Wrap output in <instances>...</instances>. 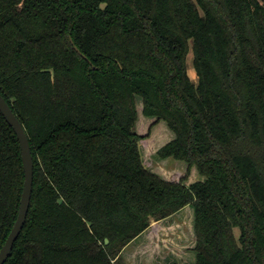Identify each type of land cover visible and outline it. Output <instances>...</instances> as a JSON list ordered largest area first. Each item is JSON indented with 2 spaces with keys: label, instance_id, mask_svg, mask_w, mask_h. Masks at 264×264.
Instances as JSON below:
<instances>
[{
  "label": "trees",
  "instance_id": "16d2710c",
  "mask_svg": "<svg viewBox=\"0 0 264 264\" xmlns=\"http://www.w3.org/2000/svg\"><path fill=\"white\" fill-rule=\"evenodd\" d=\"M0 95L33 161L3 264H129L155 225L182 264H264V0H0ZM23 182L0 113V249Z\"/></svg>",
  "mask_w": 264,
  "mask_h": 264
},
{
  "label": "rangeland",
  "instance_id": "374dc122",
  "mask_svg": "<svg viewBox=\"0 0 264 264\" xmlns=\"http://www.w3.org/2000/svg\"><path fill=\"white\" fill-rule=\"evenodd\" d=\"M186 61H187V71L189 73V76L191 77L193 82H196V77H195L194 70H193V67H192L191 46H190V49H189V53L187 54ZM136 107H137L138 111L141 109L140 98H138V97H136ZM139 117H140V122L144 121L143 122V126L144 127L147 126L146 124H147L148 121L144 120V118H142L141 115H139ZM140 122L137 123V125L139 124L138 128L142 127ZM145 131H146V128L143 129V131H140V133L142 132V134H144ZM151 131H153V134H154L153 138L156 139V140H159L161 143L163 141H165L169 137V134L171 135L170 139L173 138L172 133L170 131L166 130V125H165L164 122H160L157 125H155L153 128H151L150 134H151ZM138 132H139V130H138ZM144 149H143L144 157L145 158L149 157L151 159L153 158V160H154L155 156L153 157V154L157 151V149L152 150L150 148V146H148V147H146ZM170 160H171L170 163L174 164L175 161L172 160V159H170ZM156 161H158L157 158H156ZM177 164H179V166L185 168L184 167L185 165H184L183 162H178ZM156 165L158 166V163H156ZM160 165L163 166V165H165V163L162 161V163L161 162L159 163V166ZM177 170L180 171V168L177 167ZM197 176H198V180H201L199 175L196 174L195 171H194V172L191 173L189 180L194 181V179H196ZM184 212L185 211L180 213V215L187 214V213H184ZM191 226H192V222H191ZM157 229L159 230L158 226L155 225V227H153L150 231L147 232L146 238L148 239L149 243H148V245L140 246V248H136L135 249L136 252H137L136 257L131 255L132 251H133L132 249H130V248H129V250H128V248L126 249V252H125L123 258H125L127 261H130L129 264H172L173 261H175L178 264H182V263H192L195 260L194 253L191 255V257L189 259H185L184 261L181 260L182 257L188 256L186 253H184L185 250H186L184 246L177 245L176 247H170L171 250H173L174 252L171 251V250L165 252V250H167V249L163 245L166 244V241L162 240V236H160L158 234ZM156 233L158 234V236H156ZM233 233H234L235 237L237 238L238 235H239L238 230L234 229ZM172 252L174 253L173 255H175L176 257H178L180 259H175L174 258V260H173L171 258H168L169 263H167V262H160L159 263V261H161V260H165V259L167 260L166 256L170 255Z\"/></svg>",
  "mask_w": 264,
  "mask_h": 264
},
{
  "label": "water",
  "instance_id": "95a60500",
  "mask_svg": "<svg viewBox=\"0 0 264 264\" xmlns=\"http://www.w3.org/2000/svg\"><path fill=\"white\" fill-rule=\"evenodd\" d=\"M74 49L76 50V52H79L77 48L74 47ZM0 113L4 117L7 124L12 128L18 140L24 176L23 189L20 197L17 217L10 233L8 234L3 246L0 249V264H3L9 257L13 248V244L19 236L26 220V215L29 208L30 197L32 192L33 161L26 132L18 118L13 113L12 109L5 102L1 95Z\"/></svg>",
  "mask_w": 264,
  "mask_h": 264
}]
</instances>
